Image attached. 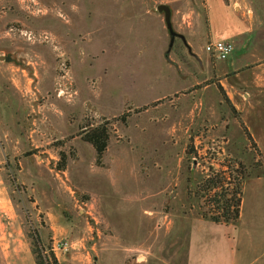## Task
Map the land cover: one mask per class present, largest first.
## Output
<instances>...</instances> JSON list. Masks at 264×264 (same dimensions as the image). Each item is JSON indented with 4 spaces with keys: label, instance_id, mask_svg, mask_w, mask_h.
Here are the masks:
<instances>
[{
    "label": "rangeland",
    "instance_id": "rangeland-1",
    "mask_svg": "<svg viewBox=\"0 0 264 264\" xmlns=\"http://www.w3.org/2000/svg\"><path fill=\"white\" fill-rule=\"evenodd\" d=\"M213 5L0 0V264H36L38 232L62 264H187L193 237L201 264L217 246L264 264V22L219 60ZM104 123L98 163L83 127ZM238 161V223L193 228L198 183L218 170L235 182Z\"/></svg>",
    "mask_w": 264,
    "mask_h": 264
},
{
    "label": "trees",
    "instance_id": "trees-1",
    "mask_svg": "<svg viewBox=\"0 0 264 264\" xmlns=\"http://www.w3.org/2000/svg\"><path fill=\"white\" fill-rule=\"evenodd\" d=\"M218 86L221 92L224 93L225 90L221 83H218ZM224 97L226 101L231 103L225 94ZM83 128L85 131L84 140L93 145L97 161L100 163L109 144V130L105 123L95 128H89L88 126ZM247 133L249 138L252 139V134L248 130ZM191 147L192 145L187 151L188 154L192 153ZM238 164L239 167L235 168L238 180L235 182H226L222 175L225 170H218L215 173L213 172V176L205 178L202 183H198L197 193L200 194L198 196L208 200L207 210L203 212L204 218L226 225L238 223L242 209L243 186L245 181L250 178L244 164L240 161H238ZM61 168L65 169L66 163H63ZM40 237L41 235L38 232L37 238L32 241V251L36 264H62L52 244L39 248Z\"/></svg>",
    "mask_w": 264,
    "mask_h": 264
},
{
    "label": "crops",
    "instance_id": "crops-1",
    "mask_svg": "<svg viewBox=\"0 0 264 264\" xmlns=\"http://www.w3.org/2000/svg\"><path fill=\"white\" fill-rule=\"evenodd\" d=\"M213 7L209 10L211 18V33L214 39L225 38L231 40L234 45L237 41H244L247 33L252 32L255 26H260L264 21L260 19L257 14L253 1L249 0H213ZM264 30V29H263ZM213 40V39H212ZM231 59V58H230ZM236 62L228 65L217 64V69L222 72L221 75L228 77L230 66L235 65ZM221 83L223 79H220ZM224 84V82H223ZM222 84V85H223ZM262 139L264 140V131L262 130ZM207 219L196 217L194 219L193 228L199 223H204ZM194 239V237L192 238ZM190 240L187 250V264H201L200 258L196 250L195 241ZM212 254L216 256V263L212 264H240L246 258L247 251L239 250L238 254H233V250H229L226 246H217L211 249ZM224 254L225 257L221 258ZM205 264H211L207 262Z\"/></svg>",
    "mask_w": 264,
    "mask_h": 264
},
{
    "label": "built area",
    "instance_id": "built-area-1",
    "mask_svg": "<svg viewBox=\"0 0 264 264\" xmlns=\"http://www.w3.org/2000/svg\"><path fill=\"white\" fill-rule=\"evenodd\" d=\"M234 46L231 40L213 39L206 44V50L212 53L217 59L226 60L233 53Z\"/></svg>",
    "mask_w": 264,
    "mask_h": 264
},
{
    "label": "water",
    "instance_id": "water-1",
    "mask_svg": "<svg viewBox=\"0 0 264 264\" xmlns=\"http://www.w3.org/2000/svg\"><path fill=\"white\" fill-rule=\"evenodd\" d=\"M158 10L160 12H164L165 13V19L166 22L168 24V26L170 27V22H171V15H172V10L171 7L168 4H159L158 5ZM172 36H174V32H171Z\"/></svg>",
    "mask_w": 264,
    "mask_h": 264
}]
</instances>
